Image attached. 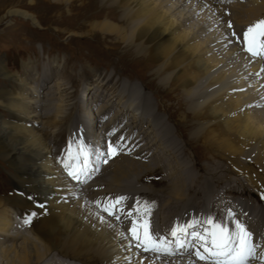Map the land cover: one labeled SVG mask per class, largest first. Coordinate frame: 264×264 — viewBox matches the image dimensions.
<instances>
[{
  "label": "bare ground",
  "instance_id": "obj_1",
  "mask_svg": "<svg viewBox=\"0 0 264 264\" xmlns=\"http://www.w3.org/2000/svg\"><path fill=\"white\" fill-rule=\"evenodd\" d=\"M77 1V11L102 3L97 14L83 11L89 33L114 34V45L124 42L118 60L150 59L151 75L169 94L153 90L152 102L133 82L120 79H132L127 62L118 69V60L106 56L111 73L84 68L95 75L91 89L106 97L105 103L80 114L76 104L65 111L63 83L42 91V79L30 86L0 61V76L19 88L17 93L0 89V107L11 117L0 119V156L16 191L0 196V264H215L195 254L203 253L205 242L191 234H204L209 218L234 231L229 209L252 233L257 254L252 264H264V53L248 54L239 38L264 19V0ZM228 13L232 27L226 26ZM7 15L38 23L18 6L7 8ZM118 17L122 24L113 21ZM111 48L106 50L114 55ZM82 75L69 80L78 83ZM118 102L110 120L101 123ZM39 118L46 124L40 133L30 124ZM99 122L97 135L91 127ZM66 137L72 140L67 143ZM64 143L78 148L79 180L71 170L63 178L57 173V163L69 164L62 158ZM109 144L118 148L117 155H108ZM101 158L107 160L102 168ZM229 194L235 197L231 202ZM118 197L124 198L114 205L119 220L103 211ZM74 198L79 200L72 205ZM15 213L20 220H14ZM134 220L141 238L139 224L148 220L153 238L163 237L171 250L138 247L130 232ZM17 238L18 245L12 242ZM133 257L137 260L130 262Z\"/></svg>",
  "mask_w": 264,
  "mask_h": 264
},
{
  "label": "rangeland",
  "instance_id": "obj_2",
  "mask_svg": "<svg viewBox=\"0 0 264 264\" xmlns=\"http://www.w3.org/2000/svg\"><path fill=\"white\" fill-rule=\"evenodd\" d=\"M55 3L56 1L54 0H0V61L9 72L15 73L16 75H19V77H23V79L30 86L37 87V79H42L43 82L41 83V86L38 87L42 91H44L45 88L47 89L50 83H63L61 86L68 88V93L66 94L63 92L62 97H60L63 98V103L68 102V105L66 106L67 109H65V111H67L72 104L81 106L80 110H78V108L75 109L76 111L78 110V113L80 112V114L86 112L89 107L92 110H96V108L105 103L106 97H104V99L103 97L100 98L98 96V90L91 89L93 84L92 82L95 81V75L93 73L96 72V74H98L101 71L104 73H111V71H113L112 66L108 64L110 61H107L105 57H115V60H118L116 55H119L120 52L124 50L125 43L119 40L116 41V45H114V40L112 41L114 34L107 35L105 36L106 38H99L96 35L89 33V22L84 19V12L97 14L99 12L100 4L102 3L98 2L99 5L96 2L90 3L87 8L88 11L86 9L77 11L75 9V4H79L77 0H71L70 3L59 0L57 1V4H61L59 6H55ZM228 3L230 2L228 1L225 4ZM14 6L31 11L35 15L38 23L31 24L30 20H25L20 16H4L6 9ZM120 14L121 11H118V15ZM199 14H201V12ZM227 15H229V21L231 20L233 22V19H230L232 18V14L228 13ZM117 20L113 21L118 24H122L119 17ZM231 21L230 23H232ZM226 26L229 27L228 21ZM232 26H234L233 23L231 24V27ZM129 33L130 30L126 29L125 34L129 36ZM239 38L242 40L241 33ZM77 44L81 45L78 46ZM108 47H112L110 51L115 52V56L106 50ZM113 47H115V50H113ZM122 58L124 57H120L121 60H118V63L120 64L122 61L127 62L129 68L131 69L130 73H132L131 80L125 76H120L122 81L127 84H129L130 81L133 82V84L138 86L139 91L141 93L146 92V94L150 96L151 100L152 97L154 98L153 90H159L162 94H169L167 87L163 88L158 85L157 77L151 75L154 67L152 68V66H150V59L146 58L138 62L135 59L132 60V56L124 59ZM23 63H27L28 68L22 69ZM118 63L117 68L119 69L121 64L118 65ZM61 68L64 70L63 73L66 75H57ZM84 68H89L93 73H85ZM53 70H55V73ZM19 72H22V74H17ZM81 72H83V75L82 78L79 79L80 81L78 83L74 80H69L72 75L76 73L79 75ZM115 78L118 79V75H116ZM75 88L78 89L77 92H74L76 91ZM0 89L5 91L8 90L7 92L13 93H17L19 91V88H16L15 83H13L10 79L1 76ZM26 89L29 90L28 88ZM31 97L36 98L35 96ZM90 99H94L95 101L90 102ZM118 104L119 102L115 103L113 108L105 113L104 117L100 121L101 123L109 119L111 114L115 113V110L118 109ZM2 118L9 119L11 117L5 108L0 107V119ZM32 119L36 120L37 118L33 117ZM100 122L94 123L91 127L93 132L97 135H100L101 127H98L101 124ZM30 124L33 129L39 133L40 129L46 125L45 119L43 118H39L37 123L31 122ZM51 128L54 129V127H50V129ZM106 136L108 137V135ZM65 139L67 143L72 140H69L67 137ZM65 145L66 148L61 151L63 153L62 158L63 160L66 159L69 164L62 165L57 163V167H59L57 173L60 174L59 176L61 178H63L64 174H66L68 170H72V168L74 169L75 162H77L75 161V153L78 152L76 145L71 143V151H69L68 144ZM84 145H86V143ZM94 149L96 150V148ZM104 149H100L101 151L99 150V152H102ZM49 158L51 159L50 156ZM80 159H83V156L80 157ZM89 160L92 161V157L89 158ZM104 164H106L104 163V158H101V168ZM70 166L71 169H69ZM8 170V164L0 156V196L8 197L16 194V191L14 190L15 187L10 182ZM94 175L95 173L91 172V177ZM90 179L91 178H89V180ZM89 180L83 184L84 186H82L81 189L87 188L86 186ZM228 198H231L229 199L231 202V200L235 197L229 194ZM78 200L79 199L74 198L72 200V205H75ZM14 220H20L16 213L14 215ZM20 241L21 238L12 240V242L17 245ZM134 260L137 259L133 257L130 262H133Z\"/></svg>",
  "mask_w": 264,
  "mask_h": 264
},
{
  "label": "snow or ice",
  "instance_id": "obj_3",
  "mask_svg": "<svg viewBox=\"0 0 264 264\" xmlns=\"http://www.w3.org/2000/svg\"><path fill=\"white\" fill-rule=\"evenodd\" d=\"M229 27H231L230 23ZM232 35L236 36V33L233 32ZM242 41L246 51L252 56L264 53V19L258 20L256 23L249 26L243 33ZM69 151H71V144H69ZM118 151V148L111 144L108 145L109 156L117 155ZM104 163H107V160H105ZM82 171L83 169H73L69 174L74 179L79 180ZM262 198H264V194H262ZM123 199V197H118L110 204H104L103 211L107 212L109 215H115L116 219L119 220L120 216L116 214L114 205L119 204ZM100 203V201H97V204ZM227 211L230 219L234 220L235 230L233 231L223 223H217L215 220L209 218L207 220L209 228L204 230V234L195 231L191 234L196 240L205 242L201 245L204 248L203 253L197 249L195 254L201 260L212 259L215 261V264H252V260L257 255L256 246L252 241V233L246 228L244 223L234 218L231 209ZM35 215L36 213H32V216ZM129 215H131V213H129ZM30 219L31 217H28L25 223ZM101 219H103V217H101ZM139 228L143 229V238H141L138 231V224L134 220L130 232L132 237L137 240L138 247H143L145 251L151 250L165 253L171 250L168 242L163 237L153 238L148 220H143L139 224ZM176 234V230L174 229L172 235L176 236ZM209 239L211 245L206 246V242ZM176 244L181 245L182 241L177 240Z\"/></svg>",
  "mask_w": 264,
  "mask_h": 264
}]
</instances>
